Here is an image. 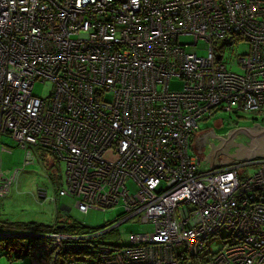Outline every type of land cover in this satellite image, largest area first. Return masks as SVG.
<instances>
[{"label": "built area", "instance_id": "2783aa9c", "mask_svg": "<svg viewBox=\"0 0 264 264\" xmlns=\"http://www.w3.org/2000/svg\"><path fill=\"white\" fill-rule=\"evenodd\" d=\"M182 35L204 41L205 53L188 51ZM235 35L250 44L241 72L213 44ZM38 81H52L49 100L34 94ZM218 108H264V0H0V200L20 171L2 169L9 136L23 167L38 147L65 162L56 192L81 211L124 212L104 230L0 238L32 236V264H184L209 241L221 247L202 264H264V157L245 177L249 164L203 170L192 152L200 121ZM131 219L153 228L129 245L101 241Z\"/></svg>", "mask_w": 264, "mask_h": 264}, {"label": "rangeland", "instance_id": "374dc122", "mask_svg": "<svg viewBox=\"0 0 264 264\" xmlns=\"http://www.w3.org/2000/svg\"><path fill=\"white\" fill-rule=\"evenodd\" d=\"M233 39V41H232ZM180 40L184 44H188V51H196L204 54L203 49L206 48V43L200 41L194 45V38L192 36L182 35ZM214 48L216 54L226 62L230 70L241 72V67L237 64L238 56L245 55L250 50V44L239 35L226 37L224 39H214ZM183 82L179 78L173 79L171 82V89L181 90ZM53 92L52 81L41 82L38 81L34 86V94L46 100H49ZM259 122L261 127H264V108L262 111L246 112L243 110H236L233 112L217 109L215 113L208 118L200 121V131L204 135L214 130L216 135L225 139L229 138V132L233 129L255 127L254 123ZM209 142L205 141V145L201 148L199 154L196 147H193L192 152H195L202 157L201 169L207 170L210 168V162H207V155L211 153L212 143L218 146L222 140L217 137H208ZM200 140H198L199 142ZM2 143L9 147L12 152H2V169L7 177L13 176L15 170L20 169L17 173L16 183L8 196L2 198L0 201V220L9 222H37L47 225H52L58 219L63 221H75L84 223L87 227L98 228L110 223H115L119 216L123 213V206L116 205L112 210H101L90 208L83 212L76 206V200L68 196H59L56 190L65 184V162L59 160L56 153L42 147L37 150L41 154V150H46L47 155L36 158L33 164L23 167L24 150L11 137L3 136ZM198 144V143H197ZM199 145V144H198ZM197 145V147H198ZM194 146V144H193ZM262 156H255L249 160L236 159L227 154L220 153L217 156L218 166H227L235 162L242 164H249L245 166L244 176L247 177L256 171L257 165L255 162ZM43 158V159H42ZM52 158L55 160V166H46L43 160L47 163H52ZM224 163L225 165H220ZM127 185L132 192L138 188L137 184L130 178ZM40 189L46 190L45 198H40ZM57 196V201H52V198ZM65 206V208H63ZM69 209V210H68ZM112 224V225H113ZM109 227V226H107ZM103 227L102 229H106ZM153 226L151 224L142 223L139 219H131L122 223L116 229V232L110 233L109 241H116L120 244H130L131 236L151 231ZM101 230V229H100ZM223 236L228 235L229 232L222 230ZM17 243V239H13ZM27 241V240H22ZM221 244L213 241L211 248L217 251ZM24 247L21 245L9 246V241L0 242V264H32L30 257L24 259L18 258V254ZM73 252V251H66ZM86 259L83 255H71L70 259Z\"/></svg>", "mask_w": 264, "mask_h": 264}, {"label": "trees", "instance_id": "16d2710c", "mask_svg": "<svg viewBox=\"0 0 264 264\" xmlns=\"http://www.w3.org/2000/svg\"><path fill=\"white\" fill-rule=\"evenodd\" d=\"M216 110L217 109L214 110L213 114L215 113ZM211 116H209V117H211ZM199 131H200V129L193 134V137H192V140H191L192 141V144H191V148L192 149H193V144H194L195 137L197 136ZM45 151L46 150H41V154L43 156L47 155V153ZM41 154L39 153L40 157H41ZM23 160H24V158H23ZM43 163H45L46 166L49 164L51 168L55 166L54 158H52V163H47L44 160H43ZM25 167H27V166H25ZM15 183H16V181L13 183L12 188L14 187ZM123 214H124V212L119 216V218L116 220V222L119 221V219L121 218V216ZM112 224L113 223H110V224H107V225H105L103 227L111 226ZM61 225H63V227H60ZM103 227L90 228V227H87L84 223L75 222V221H67V220L63 221V222H60L58 219L52 225H47V224L37 223V222H9V221H1L0 220V233H2V234H10V233L20 234V233H30V232H32V233H34V232H37V233H48V232H52V231L63 232V233H76V234L79 233V234H81V233H84V232L88 231L89 229L90 230H100ZM116 230L117 229L115 228L114 230L105 233L101 237V241L110 242V243H114V244H120V243H117L116 241H109L108 240L109 237L111 236V234L116 232ZM227 238H229V237H227ZM13 239H17V243L15 241H13ZM23 239L27 240V241H22ZM6 240L9 241V246L17 244V245H21V246L24 247L19 252L18 258H20V259H24L26 257H30L31 258V256H30V243H32V241H33L32 236H30V237H26V236H16V237L6 236L4 238H0V242H4ZM211 240H214V238L212 237ZM211 244L212 243L209 241L207 243L206 248L203 251V253H201L197 257L188 258L187 261L184 262V264H188V263L189 264H202V263H200L201 261L207 260L208 258H210V256L215 254L214 250L211 249ZM120 245H127V244H120ZM56 255H58L57 256L58 259H64V258L70 257L73 254L72 253L59 252ZM53 257H54V255H53ZM31 260H32V258H31Z\"/></svg>", "mask_w": 264, "mask_h": 264}, {"label": "water", "instance_id": "95a60500", "mask_svg": "<svg viewBox=\"0 0 264 264\" xmlns=\"http://www.w3.org/2000/svg\"><path fill=\"white\" fill-rule=\"evenodd\" d=\"M255 127L250 128H239V129H233L229 132V138L225 139L219 135H216L214 130H211L210 133H207L204 135L203 138H196V140L203 139L200 147L199 153H201V148L203 145H205V141L209 142L208 137H217L222 142L218 146H214V143H212V150L211 153L207 155V162H210V170L218 167V161L217 156L220 153L227 154L231 157H234L236 159H246L249 160L255 156L261 155L264 157V127L258 126V130H253ZM197 142V143H199ZM241 145L242 147H237V145ZM204 172V171H203ZM39 196L40 198H45V195L41 193V191H44L43 189L39 190ZM65 207V206H63ZM69 210V209H68ZM60 227H63L61 225ZM114 227V226H113Z\"/></svg>", "mask_w": 264, "mask_h": 264}, {"label": "crops", "instance_id": "0c3cea01", "mask_svg": "<svg viewBox=\"0 0 264 264\" xmlns=\"http://www.w3.org/2000/svg\"><path fill=\"white\" fill-rule=\"evenodd\" d=\"M203 134H204V132H202V131H199V133L197 134V136H196V138H202V136H203ZM196 138H195V140H194V146L193 147H196V149L198 150L199 148L197 147V142H198V140H196ZM200 150V149H199ZM198 150V151H199ZM199 153V152H198ZM200 154V153H199ZM219 164V163H218ZM217 164V165H218ZM220 165H225L224 163H222L221 162V164ZM219 167V166H218ZM41 193L42 194H44L45 196L47 195V193H46V190H45V192L44 191H41ZM63 208H65V207H63Z\"/></svg>", "mask_w": 264, "mask_h": 264}, {"label": "flooded vegetation", "instance_id": "af4514ba", "mask_svg": "<svg viewBox=\"0 0 264 264\" xmlns=\"http://www.w3.org/2000/svg\"><path fill=\"white\" fill-rule=\"evenodd\" d=\"M258 123H259V122H255V123H254L255 128H253V130H255V129L258 130V129H259L258 126H260V124H258ZM202 138H203V136H202ZM202 141H203V139H201V142H199L198 144L201 145ZM198 144H197V145H198ZM200 145H199V147H200ZM241 145H243V144L237 145V147H238V146H239V147H242ZM199 147H198V148H199ZM199 149H200V148H199ZM199 149H198V150H199Z\"/></svg>", "mask_w": 264, "mask_h": 264}]
</instances>
